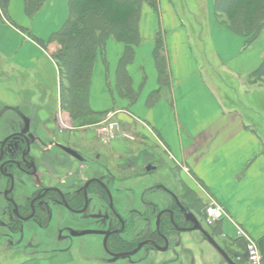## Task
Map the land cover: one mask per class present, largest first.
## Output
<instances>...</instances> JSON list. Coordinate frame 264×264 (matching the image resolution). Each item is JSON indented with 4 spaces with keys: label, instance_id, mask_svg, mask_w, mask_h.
Masks as SVG:
<instances>
[{
    "label": "crops",
    "instance_id": "0c3cea01",
    "mask_svg": "<svg viewBox=\"0 0 264 264\" xmlns=\"http://www.w3.org/2000/svg\"><path fill=\"white\" fill-rule=\"evenodd\" d=\"M179 2L187 5V0ZM68 4L69 0H50L30 17L25 0H10L7 13L17 27L0 13V115H5L8 130H31L37 139H57L56 120L61 110L74 126L71 115L61 107V74L53 59L61 46L51 41L68 19ZM205 9L210 11V3ZM181 15L174 0H158L157 10L144 5L138 25L140 41L132 47L133 57L125 66L122 61L128 47L109 39L97 56L89 107L96 120L115 113L123 130L135 135L136 141L121 139L130 145L114 144L118 154L129 157L147 147L153 162L162 156L177 169L180 188L164 174L175 195H180L178 189L189 191L203 216L211 201L220 204L227 217L216 222L212 231L241 254L237 261L246 260L245 240L236 236V226L260 244L262 251L264 247V135L257 132L262 124L253 126L242 108L226 106L211 87L216 86L213 76L205 71L210 66L215 74V68L221 67L232 78L241 79L260 65L264 48L243 50L239 37L215 26L212 14L205 15L211 23L212 51L218 62L210 64L205 60V44L202 50L196 48L192 29ZM194 24L200 32L202 28L196 21ZM159 35L163 37L161 55L166 59L167 79L160 75L156 59ZM245 51L247 58L241 55ZM90 134L79 136L91 142ZM162 175L160 169L152 182L164 183ZM215 255L222 258L218 252ZM218 259L214 260L217 264ZM71 260V255L64 254L25 263L69 264ZM225 263L223 259L219 264Z\"/></svg>",
    "mask_w": 264,
    "mask_h": 264
},
{
    "label": "flooded vegetation",
    "instance_id": "af4514ba",
    "mask_svg": "<svg viewBox=\"0 0 264 264\" xmlns=\"http://www.w3.org/2000/svg\"><path fill=\"white\" fill-rule=\"evenodd\" d=\"M98 124L70 130L58 126L59 134H71L75 139L94 128L98 138L80 147L51 137L37 139L31 130L7 129L0 135V196L4 199V204L0 199V243L6 242V254L21 253L27 262L50 258L61 247L71 255L69 264H73V246L89 244L96 250L80 255L86 262L165 264L166 258L160 255L181 247L183 234L199 233L198 239L207 241L200 232L189 231L195 226L190 213L203 227L207 225L196 198L180 189V195H175L167 185L166 175L181 187L171 162L162 156L153 162L147 147L129 157L118 154L114 148L118 142L104 143L97 134ZM94 143L99 147L96 151ZM160 169L164 183L147 182L138 199L124 194ZM46 243L53 244L47 247ZM54 244L59 245L58 250ZM225 251L237 262L236 256Z\"/></svg>",
    "mask_w": 264,
    "mask_h": 264
},
{
    "label": "trees",
    "instance_id": "16d2710c",
    "mask_svg": "<svg viewBox=\"0 0 264 264\" xmlns=\"http://www.w3.org/2000/svg\"><path fill=\"white\" fill-rule=\"evenodd\" d=\"M9 1L0 0V11L4 14L7 13ZM48 1L25 0L26 13L34 17L44 9ZM213 1L216 14L228 17V29L242 36L246 47H251L259 41L264 34V0ZM144 5L157 10L158 0H69L68 19L52 36L51 41L61 46L53 55L61 74V107L74 121H80L83 125H90L92 122L89 89L98 53L104 50L108 40L114 38L128 47L122 66L131 61L132 47L140 41L138 25ZM181 8L183 9L182 4ZM190 28L192 29V26ZM156 43L160 75L167 79L166 59L161 55V35L156 38ZM251 76H264V55ZM93 123L97 124L99 121ZM259 247L264 264V247L263 251L260 244Z\"/></svg>",
    "mask_w": 264,
    "mask_h": 264
},
{
    "label": "rangeland",
    "instance_id": "374dc122",
    "mask_svg": "<svg viewBox=\"0 0 264 264\" xmlns=\"http://www.w3.org/2000/svg\"><path fill=\"white\" fill-rule=\"evenodd\" d=\"M174 1H175L176 7L179 9L180 13L182 14L181 17H182V20L185 22L186 27L190 28V26H192L193 31L191 30V33H192L191 37L194 40V42H196V43H194L197 46L196 48L198 50L199 49L202 50V46H203V44H205L206 48L204 49V56H205V60H206V58H207V60H210L209 61L210 64L216 65V63H218V62L215 63V61H214V52L212 51L213 50V47H212V30L209 29L211 23H210V20L207 18L208 15L209 16H210V14L213 15L215 26H218V27L220 26V27L226 28L230 33L239 37L240 40L244 43V38L242 36L235 34L228 29V27H227V25L229 24L228 17L224 16V15L216 14V11L214 10V1L213 0H187L188 7L186 5V2L185 3L183 2L184 6L182 4L183 9L185 7L184 10L181 8V3L179 2V0H174ZM209 3H210L211 13H210L209 9H207L208 13H206L205 8L209 7ZM44 8H46V5ZM0 13H1L2 17L7 22L16 26L15 22H13L10 19V17L8 16V13L4 14L1 11H0ZM192 17H194L195 20ZM201 17H203V18H201ZM194 21H196V23L199 26H201L202 29L200 32H199V27H197L194 24ZM201 32H202V34H201ZM254 46H255V48H258V49L261 46H263V48H264V34H262V36L259 38V41L255 42L253 44V46H251V47H246L243 44V50L251 49ZM263 52H264V50H263ZM241 55L245 57L247 55V51L242 52ZM263 55H262V57H263ZM245 58H247V56ZM204 67H206V66L202 65V68H204ZM220 68L221 67L215 68V71H217V73H215V74L213 73L214 69H212L210 66H209L210 71L209 70L205 71L210 77L213 76V78H212L213 81L215 80L214 84L216 86H212L210 84L212 89L215 91V93L217 95L218 94L220 95L221 100L224 102V104L226 106H228V107L234 106V107L242 108L243 110L241 112L244 114V117L246 118V120H247V118H250L254 121V123L252 124L253 126L257 125L258 123L262 124V126L257 128L258 129L257 132L261 135H264V76H262V77L251 76V74L255 71L254 70L253 72L248 73L247 76L241 77V79H237L234 77L232 78L228 74V72L224 71L226 69H224V68L220 69ZM218 87H219V90H218ZM219 95H218V97H219ZM245 105L247 106L246 108H245ZM250 108L253 110V112L248 110ZM244 109H246V110H244ZM4 116L5 115H3L2 118H0V135L5 134L6 133L5 130H7V128L4 124V120H5ZM95 120L96 119H94V117H92L91 125H95L93 123ZM101 120H103V118L96 120V121H99V123H100ZM252 120H251V122H252ZM73 124L75 127H78V126H83L84 123H82L80 121H74ZM93 127H95V126H93ZM96 128H97V126H96ZM121 129H123V128L121 127ZM87 130H89V133H91L90 136L92 135L93 139L98 138V137H96V135L94 133H92V132L96 131V130H94V128L89 127V128H87ZM62 138L70 139L72 141L70 143H72V144L75 143L79 147L83 144H86L85 142L88 141V139L86 137H84L83 135H80L79 137L77 136V138L75 139L73 137V135H71V134H67V136L62 137V134L58 133V135H57L58 141L63 142L64 139L62 140ZM121 139H122V137L117 138L116 140H114V142L117 141L118 143L124 142V143H127L129 145L131 144L128 140H125V139L121 140ZM135 139H136V137H135ZM77 141H79L80 144H78ZM94 146H96L95 151L97 149H99V147L97 146L96 143H94ZM109 154H112L110 150H109ZM154 177L155 176H151L150 178H147L146 179L147 181L142 180L143 183H141V184H139L140 183V181H139L138 184L133 186L132 191H130V192L125 191L124 194L131 196L134 199H138V197L140 196V191H139L140 188H142L144 185H147L146 184L147 182L152 183ZM0 197H1L0 199L2 200V202L4 204L3 196H0ZM0 208H2L1 205H0ZM1 213H2V211H1ZM204 215H205V213H204ZM215 224L216 223H214L212 225L207 224L204 227H205V229H206V227L208 228L209 233L211 234L212 237H214V239L218 242V244L223 243V246H221V244H220V246L223 249L227 250L229 253H232L233 256L234 255L236 257H238L239 255L241 256V254L236 253V251L233 249V247L229 241H226L223 238L220 239L219 236L214 234V232L212 231L213 228H211V227H213ZM2 234H4V233L2 232ZM198 235L200 236L199 233L198 234L197 233L183 234L182 237L180 238V241L182 244L181 247H179V248L174 247V251L172 250V252H169L168 254L160 255V256H163L166 258L165 264H217L216 261L214 262V260L218 259V256L215 255L217 251L211 245H209V243H207V241L198 239ZM236 236H237V229H236ZM35 243H36V240H35ZM52 244L53 243H50V244L46 243L47 247H50V245H52ZM64 244L68 245V242H65ZM54 245L56 246V244H54ZM258 246H259V244H258ZM58 247H59V245L56 246L57 250H58ZM60 248H59V253H57L55 255L69 254L66 251L64 252V249H60ZM73 249L74 250L71 251V252H73V255L75 256V261L73 264H94V263H92L93 262L92 260H90V262H86V261L81 260L80 255L88 254L86 252L91 251L92 249L96 250L95 246L93 248V246L89 245V244H77V245L73 246ZM5 251H6V242H1L0 243V264H23L26 262L25 261L26 257L20 256L21 253H17L16 255H13V254L7 255ZM209 256H211V258ZM243 256H245V258H246V241H245V252H244ZM77 257L79 258L78 261H77ZM222 260H223L222 258L218 259V264ZM237 262L239 264L244 263L243 260L237 261ZM96 264H99V263H96ZM225 264H227V263H225Z\"/></svg>",
    "mask_w": 264,
    "mask_h": 264
},
{
    "label": "built area",
    "instance_id": "2783aa9c",
    "mask_svg": "<svg viewBox=\"0 0 264 264\" xmlns=\"http://www.w3.org/2000/svg\"><path fill=\"white\" fill-rule=\"evenodd\" d=\"M115 113H109L97 125V134L101 137L104 143H109L117 138H125L134 140L135 136L130 131L121 129V125L115 116ZM58 122L62 130H70L72 128L68 115L61 110L58 114ZM227 217L225 209L218 203L211 201L206 207L205 218L209 225H212L223 218ZM237 237L243 238L246 241V264H263V257L258 246V243L253 240L246 232L237 227Z\"/></svg>",
    "mask_w": 264,
    "mask_h": 264
},
{
    "label": "water",
    "instance_id": "95a60500",
    "mask_svg": "<svg viewBox=\"0 0 264 264\" xmlns=\"http://www.w3.org/2000/svg\"><path fill=\"white\" fill-rule=\"evenodd\" d=\"M63 150L67 153L71 154L72 156L78 157L77 153L69 148L63 147ZM188 217L193 218V222L195 226L191 228L189 231H198L200 232L208 243L222 256V258L227 262V264H237L230 256L226 253V251L218 244V242L210 235V233L203 227L200 223L198 218L193 214L190 213Z\"/></svg>",
    "mask_w": 264,
    "mask_h": 264
}]
</instances>
